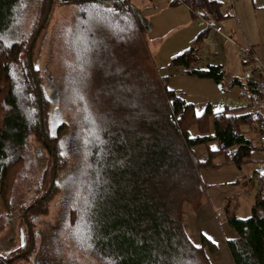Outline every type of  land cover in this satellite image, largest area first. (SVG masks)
<instances>
[{
	"label": "trees",
	"instance_id": "trees-1",
	"mask_svg": "<svg viewBox=\"0 0 264 264\" xmlns=\"http://www.w3.org/2000/svg\"><path fill=\"white\" fill-rule=\"evenodd\" d=\"M48 1L0 0V192L4 214L21 206L23 219L31 225L47 213L48 199L54 188L61 185L59 175L63 174L67 157L60 155L64 152L61 140L70 126L65 120H55L56 109L44 90L48 83L38 84L39 99L28 62L29 46ZM70 2L74 12L65 34L70 59L63 83L72 86L75 99L70 148L83 150L86 170L80 191L67 207L70 240L99 264H213L209 255L217 252V244L204 234L195 243L183 220L185 203L200 207L205 193L199 175L202 163L192 148L210 140L218 141L219 148L204 164L212 163L213 153L225 155L238 165L250 160L254 146L247 132L264 134V71L251 56L240 54L248 74L245 81L235 76L231 84L240 85L242 95L247 97L245 104L225 105L218 112L208 107L197 115L194 104L168 88L166 77L159 75L133 3ZM94 3L100 7L94 8ZM171 3L185 4L194 19L211 22L183 52L172 56L171 62L179 70L213 79L222 88L226 76L222 64L199 66L200 44L218 25L215 21L223 18L222 2ZM104 7L115 12H104ZM36 42L37 39L32 56ZM32 67L36 78L40 77L33 59ZM78 95L84 100L78 99ZM129 114L136 119L122 118ZM193 124L199 127L197 136L190 135ZM32 136L41 141L44 151L57 163L51 166L50 181L54 178V182L49 192L40 196L41 202L26 205L17 202L13 189ZM260 141L264 148V141ZM30 162L37 169L38 162ZM255 174L260 185L251 215L228 217L236 233L227 239L234 264H264V177L257 169ZM44 177L45 172L41 184ZM76 177L72 178V186L80 183ZM197 244L199 248L195 247ZM22 257L29 259V254ZM14 260L10 255H0V264H12Z\"/></svg>",
	"mask_w": 264,
	"mask_h": 264
},
{
	"label": "rangeland",
	"instance_id": "rangeland-1",
	"mask_svg": "<svg viewBox=\"0 0 264 264\" xmlns=\"http://www.w3.org/2000/svg\"><path fill=\"white\" fill-rule=\"evenodd\" d=\"M132 1L142 5L137 14L159 75L166 77L168 88L176 90L187 101L194 104L196 114L199 112L201 115L208 107L212 112H218L217 109L222 110L225 105L245 104L247 97L241 94L240 85H232L231 82L235 76H239L245 81L248 74L239 52V45L247 44L244 40L245 37L243 38L244 34L247 37L251 33L256 36L257 55L264 62V10L258 11L251 8L242 13L238 10V24L234 14L228 12L231 1L219 0L222 2L223 18L215 23L222 27L223 32L218 34L212 28L208 35L204 36L200 44L202 63L199 66H206L210 63L224 66L226 76L222 82L223 87L220 88L213 79L179 70L171 62L172 56L183 52L189 46L190 40L207 26L205 23L201 26V20L195 19L187 26H182L181 24L185 22V14L178 8L169 5L172 0ZM73 12L74 5L70 0L54 1L50 17L38 35L32 56L33 66L35 68L36 65L39 66L37 76L40 77L36 78L38 84L46 85L47 78L52 76L58 93L60 91V100L55 108V120H65L70 123L69 130L68 127L66 130V137L61 140L63 150L67 155L66 167L62 169V173H65L67 177L66 179L63 177L60 181L61 185L54 188V192L48 199L47 213L34 219L36 222L32 225L35 231L38 228L47 232L50 228H55V232L49 235L46 243L49 250L48 258L57 259L56 261L64 264H99L92 255L75 247L68 233L67 207L75 198L76 193L80 191L86 171L83 150L80 147L70 148L71 128L74 129L72 123L75 117V99L72 86L63 83L68 68L67 62L70 59L65 45V34L70 26ZM34 13L35 10L33 15ZM179 15L182 21L177 20ZM148 27L151 28L149 32ZM232 31L235 32L234 37L229 36L230 33H233ZM209 121L211 128L212 115ZM189 132L191 136H197L200 133L198 125H191ZM247 136L252 140L254 147L250 160L239 165L228 160L225 155L216 153H213L212 163L204 164L207 163L206 160L210 158L211 153L219 148L217 140L196 144L192 148L196 159L202 163L199 175L203 181L205 193L200 207L185 203L183 220L188 235L195 242L199 243L200 236L207 234V237L211 236V240L217 244L218 249L215 254L218 259L215 260L214 256L209 255L213 264H234L227 239L235 237L236 233L229 224L228 217L230 215L241 218L250 216L260 185L255 170L258 162L264 160V148L261 147L262 143L257 131H248ZM25 155L27 157L22 170L18 173L13 196L17 198V202L27 205L38 200L48 190L47 188L51 184V166L56 165L57 162L48 156L41 141L33 136L29 138L28 150ZM30 161L38 162L37 169ZM67 169H70L69 173L66 172ZM44 172V184H41V175ZM75 176L80 183L72 186L74 183L72 178ZM5 212V203L0 192V255H10L15 258L12 264H32V257L39 251L36 250L30 254L32 257L29 259L22 257L24 249L28 248L29 244H27L26 238L27 223L22 217L21 206L13 208L10 214L5 215ZM194 228H197L196 231L193 230ZM37 241L36 246L40 247L39 238Z\"/></svg>",
	"mask_w": 264,
	"mask_h": 264
},
{
	"label": "crops",
	"instance_id": "crops-1",
	"mask_svg": "<svg viewBox=\"0 0 264 264\" xmlns=\"http://www.w3.org/2000/svg\"><path fill=\"white\" fill-rule=\"evenodd\" d=\"M131 3H133L137 8H138V11L139 9H141L142 5H140L139 3H135L133 2L132 0H129ZM230 1V0H229ZM169 3V2H168ZM234 4H235V9H236V19H237V23L239 24V18H238V10L240 11V13H242L243 11L247 10V9H251L253 8L252 10H264V0H234ZM170 6H174L176 8H178L179 10H181L183 12V14H185L184 18H185V22H183L181 25L182 26H187L188 24L192 23L193 20H195L192 16V13L191 11L189 10V8L185 5V4H182V3H179V4H176V5H172L171 1L169 3ZM177 20H181L180 19V15H179V18H177ZM182 21V20H181ZM149 27H151L149 25ZM148 27V32H149V28ZM233 33L231 34L230 33V37H234L233 35L235 34L234 31H232ZM244 34V33H243ZM143 35L146 39V34L144 33L143 31ZM245 37V41H246V45L248 46H253V50L254 52L258 53L257 50H256V45H258V42L257 41V38L256 36L253 35V33H251L248 37L244 34L243 38ZM193 38V37H192ZM195 38V37H194ZM193 38V39H194ZM193 39L190 40L189 43H191L193 41ZM146 42H147V39H146ZM147 46L149 47V44L147 42ZM240 46V45H239ZM149 50H150V47H149ZM151 53V51H150ZM198 215V214H197ZM197 228H194L193 230L196 231ZM197 237V236H196ZM193 240V239H192ZM194 241V240H193ZM195 242V241H194ZM195 243H198V242H195ZM229 249V248H228ZM210 256H214L215 260L218 259L217 257V254H213V255H210ZM231 256V254H230ZM232 258V257H231ZM212 260V259H211Z\"/></svg>",
	"mask_w": 264,
	"mask_h": 264
},
{
	"label": "flooded vegetation",
	"instance_id": "flooded-vegetation-1",
	"mask_svg": "<svg viewBox=\"0 0 264 264\" xmlns=\"http://www.w3.org/2000/svg\"><path fill=\"white\" fill-rule=\"evenodd\" d=\"M68 172H70V169H68ZM59 179L60 178H65L66 174H61L59 175ZM30 229L28 227H26V238H27V244L28 248L24 249L23 254H29V258L30 254H32L33 252H35L36 250H38L39 252L36 253V255H34V257H32V264H64L61 262L56 261L55 259L52 258H48V246L46 245L48 237L50 234H53L55 231V228L52 227V229L50 228L49 231L47 232H43L42 229H36V231L33 229V225H30ZM37 238H39L41 244L40 247H37L36 244L38 243ZM47 256V257H45Z\"/></svg>",
	"mask_w": 264,
	"mask_h": 264
},
{
	"label": "water",
	"instance_id": "water-1",
	"mask_svg": "<svg viewBox=\"0 0 264 264\" xmlns=\"http://www.w3.org/2000/svg\"><path fill=\"white\" fill-rule=\"evenodd\" d=\"M52 1L53 0H49L48 1V4H47V9H46V12L44 14V17L41 21V24H40V27L37 29L36 33L34 34V37L30 43V46H29V54H28V62H29V65H30V69H31V72L33 74V78L35 80V85L38 89V92H39V99H41V90L39 88V85H38V82H37V79H36V76H35V73L33 71V67H32V54H31V51H32V48H33V45L36 41V39L38 38V35H39V32L41 30V28L44 26V24L46 23L48 17H49V14H50V11H51V6H52ZM49 78V81H48V84L44 87V90H45V93L47 94L48 98L52 101V105H53V108H56L58 102H59V93H58V88L56 87L55 83L53 82V78L51 76L48 77ZM53 149H54V146L52 145ZM55 154V152H54ZM53 182H54V178L52 179L51 181V184L47 190V193L49 192V190L51 189L52 185H53ZM38 202H41L42 199L39 198L37 200ZM27 224H28V227L30 229V226H29V223L27 221Z\"/></svg>",
	"mask_w": 264,
	"mask_h": 264
},
{
	"label": "built area",
	"instance_id": "built-area-1",
	"mask_svg": "<svg viewBox=\"0 0 264 264\" xmlns=\"http://www.w3.org/2000/svg\"><path fill=\"white\" fill-rule=\"evenodd\" d=\"M231 1V4L229 5V9H228V12L230 14H234V16H236V9H235V4H234V0H230ZM206 24V25H210L211 22L207 21V20H201L200 21V24ZM215 29V32L216 33H222L223 30H222V27L220 25H216L214 27ZM239 52L242 56H251L257 63L258 65L260 66V68L264 71V62L262 61V59L257 55L256 52H254L253 49H251V46H248V45H240L239 47ZM241 94H244L243 91ZM260 139L262 141H264V134H262L260 136ZM257 170L259 172V175L263 176L264 177V160L260 161L258 163V167H257Z\"/></svg>",
	"mask_w": 264,
	"mask_h": 264
},
{
	"label": "snow or ice",
	"instance_id": "snow-or-ice-1",
	"mask_svg": "<svg viewBox=\"0 0 264 264\" xmlns=\"http://www.w3.org/2000/svg\"><path fill=\"white\" fill-rule=\"evenodd\" d=\"M94 8H99L100 6L98 5V4H93L92 5ZM104 12H107V13H113V12H115V9H113V8H110V7H104L103 9H102ZM121 31H123V30H121ZM36 68H37V70L39 69V66L38 65H36ZM117 87H120V85H117ZM78 99H80L81 101H83L84 100V97L82 96V95H78ZM84 111H85V119L87 120L88 119V116H87V113H88V107H87V104L85 103V108H84ZM217 111H220L219 109H217ZM197 115H200V113L199 112H197ZM123 119H127V120H135L136 119V117L134 116V115H131V114H129V115H125V116H123L122 117ZM97 140H98V142L99 143H103V141H99V138L97 137ZM60 155L61 156H64L65 155V153L64 152H61L60 153ZM206 236H207V234H205ZM209 240H211L212 239V237L211 236H208L207 237ZM195 247H197V248H199L200 247V245H195Z\"/></svg>",
	"mask_w": 264,
	"mask_h": 264
}]
</instances>
